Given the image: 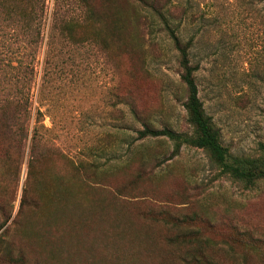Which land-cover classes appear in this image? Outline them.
<instances>
[{
  "label": "rangeland",
  "instance_id": "rangeland-1",
  "mask_svg": "<svg viewBox=\"0 0 264 264\" xmlns=\"http://www.w3.org/2000/svg\"><path fill=\"white\" fill-rule=\"evenodd\" d=\"M34 1L32 29L18 15L25 2L8 1L13 15L0 8V93L16 80L29 100L25 142L0 132V189L12 188L0 249L7 245L27 264H181V249L168 239L207 238L227 241L246 264H264V178L248 185L222 173L201 148L183 145L171 157L172 140L137 138L143 126L131 104L154 129L193 133L179 54L161 19L150 28L135 0H92L105 17L107 45L94 39L95 25L82 23L73 38L55 33L46 56L56 0H46L45 16ZM60 1L62 17L83 21L81 6ZM159 5L181 40L192 39L199 97L222 144L233 156H261L264 0ZM114 9L123 22H113ZM28 64L30 79L14 69ZM217 258L233 264L223 252ZM0 264H8L1 254Z\"/></svg>",
  "mask_w": 264,
  "mask_h": 264
},
{
  "label": "trees",
  "instance_id": "trees-1",
  "mask_svg": "<svg viewBox=\"0 0 264 264\" xmlns=\"http://www.w3.org/2000/svg\"><path fill=\"white\" fill-rule=\"evenodd\" d=\"M9 0H0V8L2 12L9 15L16 13L14 8L8 5ZM25 2L28 5L26 13H20L18 15L23 16L25 25L32 29V21L35 19L34 12V0H19ZM138 2L145 11H147L148 26L153 28L156 24L154 21L155 16L161 19L165 29L168 31L175 48L179 54V66L181 68V80L186 86L187 99L185 102V108L188 113V118L193 126V133H178L169 128L154 129L150 127L147 122L141 117L138 110L134 105H130V112L133 118L142 123V128L137 131L138 139L147 138H167L174 142L173 151L171 157L179 154L183 145H190L193 147L201 148L205 150L212 160L221 168L222 173H227L233 178L238 179L248 185L254 184L257 180L264 178V144L261 145L262 155L255 158L238 157L229 153V150L221 142L220 130L215 126L212 118L208 116L204 109L203 101L199 97V89L195 79V72L198 70L197 64H192L190 60V48L192 46V39L188 41H182L177 28L171 25L167 8L163 5H159V0H135ZM103 3L107 5V0H103ZM66 5L72 6L76 4L78 7H82L81 13L83 14V21L77 22L73 16H61L59 10H61V1L56 0L54 11L52 13V32L48 34V40L46 41L45 54H53L55 50V33L59 32L62 36L73 38L75 28L85 23L91 25L94 28L91 33L101 45H107L106 36L103 33V27L105 17L101 11L97 10L92 0H66ZM112 5H110L111 7ZM41 14L39 16H45L46 13V0H41ZM67 10H70L67 8ZM115 19L114 23L123 22L122 13L118 9H114L112 12ZM22 18H19V20ZM54 31V32H53ZM34 32V34H33ZM30 31V35H35L37 38L33 43H37L40 36V28ZM14 69L22 70L25 78L35 74L34 67L31 64L26 66H19ZM19 81H14L4 96L0 93V132H3L6 138L11 142H18L19 144L25 142L28 136V128L26 123V117L28 116V97L24 96V91ZM41 111H38V115ZM28 122V120H27ZM35 132L31 137L30 145V159H29V172L31 175V167L37 156V126ZM3 189V190H2ZM68 191V189H66ZM2 192V200L0 202V230L8 223L10 216L6 214L10 207V195L12 194V188L9 184H4L0 189ZM9 197V198H8ZM23 235H29V232L22 231ZM6 230L0 233V245L4 244V239L7 237ZM169 242L181 249L179 259L181 264H222L218 261L217 253L223 252L226 259L230 260L233 264H246L245 256L240 255L232 246H224L226 244L218 242L216 239H168ZM2 244V245H3ZM228 245V244H226ZM0 254L6 259L8 264H27L28 261L22 256H15L12 250L5 245L3 250L0 249ZM244 257V258H243Z\"/></svg>",
  "mask_w": 264,
  "mask_h": 264
}]
</instances>
